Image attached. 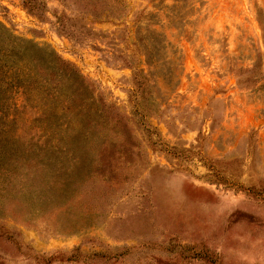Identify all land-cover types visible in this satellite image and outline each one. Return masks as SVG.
Here are the masks:
<instances>
[{
	"label": "rangeland",
	"instance_id": "rangeland-1",
	"mask_svg": "<svg viewBox=\"0 0 264 264\" xmlns=\"http://www.w3.org/2000/svg\"><path fill=\"white\" fill-rule=\"evenodd\" d=\"M0 57V264H264V0H0Z\"/></svg>",
	"mask_w": 264,
	"mask_h": 264
},
{
	"label": "trees",
	"instance_id": "trees-1",
	"mask_svg": "<svg viewBox=\"0 0 264 264\" xmlns=\"http://www.w3.org/2000/svg\"><path fill=\"white\" fill-rule=\"evenodd\" d=\"M1 29H2V27H1ZM4 29V28H3ZM3 60V58L2 57H0V62ZM1 161V160H0Z\"/></svg>",
	"mask_w": 264,
	"mask_h": 264
}]
</instances>
